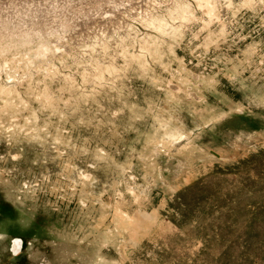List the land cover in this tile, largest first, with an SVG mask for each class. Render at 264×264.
Here are the masks:
<instances>
[{
    "label": "rangeland",
    "instance_id": "374dc122",
    "mask_svg": "<svg viewBox=\"0 0 264 264\" xmlns=\"http://www.w3.org/2000/svg\"><path fill=\"white\" fill-rule=\"evenodd\" d=\"M0 8V264H264V0Z\"/></svg>",
    "mask_w": 264,
    "mask_h": 264
},
{
    "label": "bare ground",
    "instance_id": "6f19581e",
    "mask_svg": "<svg viewBox=\"0 0 264 264\" xmlns=\"http://www.w3.org/2000/svg\"><path fill=\"white\" fill-rule=\"evenodd\" d=\"M3 1H5V0H3ZM11 1V0H10ZM14 1V0H13ZM20 1V0H19ZM207 1V0H206ZM7 3H9V1H6ZM210 2H211V0H210ZM6 3V4H7ZM13 3V2H12ZM16 3V2H15ZM99 3V2H98ZM1 4H2V2H1ZM18 4H20V3H18ZM11 5V4H10ZM206 5V4H205ZM208 5V4H207ZM6 6V5H5ZM8 6V5H7ZM2 8V7H1ZM0 8V9H1ZM8 8V7H7ZM4 9V8H3ZM182 11V10H181ZM184 11V10H183ZM23 30V29H22ZM77 35V34H76ZM23 37V36H22ZM57 38V37H56ZM106 45V44H105ZM57 52V51H56ZM58 53V52H57ZM44 57V56H43ZM27 59V58H26ZM49 59V58H48ZM9 65V64H8ZM19 67V66H18ZM19 241H15L14 242V244H13V253L15 254V253H17V251L19 250Z\"/></svg>",
    "mask_w": 264,
    "mask_h": 264
},
{
    "label": "flooded vegetation",
    "instance_id": "af4514ba",
    "mask_svg": "<svg viewBox=\"0 0 264 264\" xmlns=\"http://www.w3.org/2000/svg\"><path fill=\"white\" fill-rule=\"evenodd\" d=\"M16 240L19 241V243H20V244H19V250H20V248H21V244H22L21 241L18 240V239H14V240L12 241V245H11V252H13V244H14V242H15ZM19 250L17 251V253L19 252ZM17 253H15V254H17Z\"/></svg>",
    "mask_w": 264,
    "mask_h": 264
}]
</instances>
